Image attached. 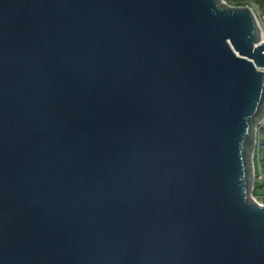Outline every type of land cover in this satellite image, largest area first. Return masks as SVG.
<instances>
[{
	"label": "water",
	"instance_id": "1",
	"mask_svg": "<svg viewBox=\"0 0 264 264\" xmlns=\"http://www.w3.org/2000/svg\"><path fill=\"white\" fill-rule=\"evenodd\" d=\"M224 0H0V264H264V45Z\"/></svg>",
	"mask_w": 264,
	"mask_h": 264
},
{
	"label": "trees",
	"instance_id": "2",
	"mask_svg": "<svg viewBox=\"0 0 264 264\" xmlns=\"http://www.w3.org/2000/svg\"><path fill=\"white\" fill-rule=\"evenodd\" d=\"M229 5H243L245 0H224ZM255 178L252 190V196L257 201L264 204V180L259 179V171L264 177V127L261 128L260 145L258 151L254 153Z\"/></svg>",
	"mask_w": 264,
	"mask_h": 264
},
{
	"label": "built area",
	"instance_id": "3",
	"mask_svg": "<svg viewBox=\"0 0 264 264\" xmlns=\"http://www.w3.org/2000/svg\"><path fill=\"white\" fill-rule=\"evenodd\" d=\"M231 6H237V5H231ZM239 6H247L252 10V12L255 16L257 25H258L259 30H260V41L257 43V45H259L261 43L264 45V0H245L243 2V5H239ZM262 127H264V122L257 128V145H256V149H255L256 152L258 151L259 145H260V135H261V128ZM258 177L260 180H264V177H263L261 171H259ZM263 188H264V186H263Z\"/></svg>",
	"mask_w": 264,
	"mask_h": 264
},
{
	"label": "rangeland",
	"instance_id": "4",
	"mask_svg": "<svg viewBox=\"0 0 264 264\" xmlns=\"http://www.w3.org/2000/svg\"><path fill=\"white\" fill-rule=\"evenodd\" d=\"M259 202V201H258ZM260 204H263L262 202H259ZM264 205V204H263Z\"/></svg>",
	"mask_w": 264,
	"mask_h": 264
}]
</instances>
